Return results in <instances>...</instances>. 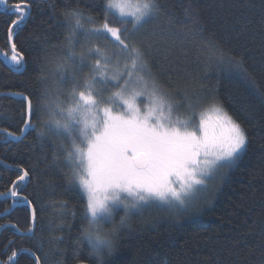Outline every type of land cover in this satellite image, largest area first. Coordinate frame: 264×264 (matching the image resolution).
<instances>
[{"label": "trees", "instance_id": "1", "mask_svg": "<svg viewBox=\"0 0 264 264\" xmlns=\"http://www.w3.org/2000/svg\"><path fill=\"white\" fill-rule=\"evenodd\" d=\"M126 1L136 8L145 2ZM29 2L30 17L14 37L24 55V70H13L0 57V160L4 162L0 161V193L16 179L18 167L27 168L31 179L22 194L35 208L37 221L32 233L21 236L33 227L31 207H16L10 197L0 196V264H11L8 257L22 249L15 264H264V34L260 24L264 0H158L159 12L138 30L121 22L126 17L115 13L111 17L105 11L106 0ZM72 10L81 13L84 25L75 32L71 30L74 21L70 24L66 16ZM197 14L199 31L190 18ZM10 19L0 9L2 52L9 50L6 31ZM105 20L122 31L127 28L126 36L138 32L130 36V44L134 43L132 36L142 37L134 44L146 56L144 78L156 82L160 94L172 105L174 117L186 120L217 103L241 125L248 141L239 159L223 169L222 178L210 191L194 199L190 214H184L186 208L173 213L151 206L145 218L132 217L128 225L114 232L113 255L97 256L83 231L88 227L85 195L68 184L67 140L57 139L53 144L48 135L41 137L43 125L35 115L36 130L27 131L20 141L4 133L22 132L27 98L32 99L35 110L37 94L43 88L40 70L55 68L58 58L67 57L69 40L77 53L86 51L95 43L85 40V31ZM249 20L251 24H247ZM109 41L96 43L112 45L119 64H127L129 69L131 57L120 54ZM209 41L223 50V62L209 59ZM229 56L243 60L255 86L242 79L235 64L228 62ZM88 62L76 65L78 79ZM135 71L141 74L139 69ZM55 79L59 85H71L70 78Z\"/></svg>", "mask_w": 264, "mask_h": 264}, {"label": "snow or ice", "instance_id": "2", "mask_svg": "<svg viewBox=\"0 0 264 264\" xmlns=\"http://www.w3.org/2000/svg\"><path fill=\"white\" fill-rule=\"evenodd\" d=\"M0 6L11 17L6 31L10 54H0L20 71L24 67V55L17 49L14 37L18 35L21 24L30 17L31 4L29 0H16L13 3L0 0ZM104 7L106 12H116L120 17L131 16L136 30L154 19L160 9L158 0H145L135 11H127L123 0H106ZM66 16L70 24L74 21L71 24L73 32L84 28L79 11L72 10ZM190 18L199 31L198 14ZM251 23V20L247 22ZM260 24L264 34V18ZM127 32V28L122 31L105 20L101 26L87 29L84 35L88 42L110 40L118 47L120 54L131 57L132 69L143 71L144 52L128 42L135 33L126 36ZM240 34L244 35V32ZM68 43L66 58H58L55 68L44 67L40 70L39 80L43 88L37 94L35 110L32 99L27 98L22 131L36 130V125L32 123L35 115L43 125L39 133L41 137L48 135L53 144L57 139L68 141V147L61 145L64 147V160L69 166L68 184L82 191L86 198L88 227L83 230L84 236L95 255L103 256L106 252L111 256L114 254V244L102 225L112 221L115 209L123 206L127 212L160 205L185 209L187 203L198 198L200 193L210 191L207 182L220 168L233 166L245 150L248 137L241 125L215 104L213 108L217 115L211 120L201 114L193 125L195 113L186 120H173L172 105L160 94L156 82L150 83L138 77L139 87L151 89L147 93L150 106L142 111L137 100L145 92L130 86L131 73L122 79L121 74L109 76L106 71L114 59L116 64L120 63L116 54L110 55L99 44H92L86 51L77 53L71 47V40ZM208 50L209 59L225 60L223 50L217 48L215 43L209 41ZM90 57H95L93 75L84 79V90H79L81 82L76 65L83 66ZM227 60L235 64L242 79L255 86V78L244 67L242 59L229 56ZM125 67L128 65L125 64ZM57 76L60 81L70 78L72 87L67 92L59 89V82L55 79ZM109 84L116 91L105 97L103 90ZM60 95L68 98L67 106H63L59 100ZM113 102H118L123 110L114 111L110 107ZM189 108L191 110L192 106L189 105ZM45 115L47 119H44ZM4 134L15 141L22 139L20 135L7 130ZM5 143H8L7 139ZM53 159L58 157L54 155ZM16 170V179L0 196L10 197L16 207L31 206V201L22 194L31 179L30 172L23 167ZM127 198H132V202H126ZM35 217L36 210L31 207L32 221H35ZM20 235L26 236L27 233ZM16 256L17 252L14 251L8 257L11 264H15Z\"/></svg>", "mask_w": 264, "mask_h": 264}, {"label": "rangeland", "instance_id": "3", "mask_svg": "<svg viewBox=\"0 0 264 264\" xmlns=\"http://www.w3.org/2000/svg\"><path fill=\"white\" fill-rule=\"evenodd\" d=\"M123 2L127 5V8H126L127 11H135L136 10L135 9L136 8L135 4H130L126 0H123ZM110 13H111V17H113V13L118 15V13H116V12H110ZM132 19L133 18L131 16H127L126 17V21L133 25ZM135 34H138V32H135ZM144 34H145V31H144ZM83 37H85V36H83ZM69 38L70 39L72 38L71 34L69 35ZM141 38L142 37H134V36H132V41L134 43H139L141 41ZM82 40H83V38H82ZM78 43H79V38H78L76 44H78ZM93 43L97 44L96 41H93ZM109 43H111V41H109ZM103 44H104L103 46L106 47L107 50L109 51V54L110 55L113 54V52H112L113 46L112 45H107V44H105V42ZM100 46L102 48H104L102 45H100ZM8 53L10 54V52H8ZM144 57L146 58L145 55H144ZM94 60H95V57H90L89 58V62H88L89 67L86 68V66H85L86 69L81 72L80 79H79L80 82H81V87H80L79 90H81V89L83 90V81H84V79L90 78L93 75L92 64L94 63ZM11 66L15 67L12 64H11ZM148 67H149V70L151 71V68H150L149 65H148ZM135 70L136 69H132L131 68V65L129 66V69H127V68L121 66V64H113V62L110 63L108 65V68L106 69V71H107L109 76H112L115 73H119V74H121V78L122 79L123 78H127V73H131V79L129 80L130 86L131 87H135L136 90H138V91H144L145 92V95H143V96L138 98L137 103H138V105H139V107H140V109L142 111H146L147 107H149L150 103H151L150 97L147 94L148 92L151 91V89L144 90L142 87H139L137 85L138 77H143L144 78V71H141V74H140V73H138ZM61 86H63L62 91L67 92L72 87V84L68 86V83L66 82V84H64V85H59V88ZM114 91H116V89L112 86V84H109V85H107L106 88H104L103 94H104L105 97H108ZM60 96L61 97H59V100L62 102L63 106H67L68 103H69L68 98L65 95H60ZM214 104L217 105V103H214ZM213 105L208 106L209 108L207 107L208 108L207 110L197 113L195 115V118L192 120L193 125L199 120L201 114H203V116L206 119H209V120L213 119L217 115V113L215 112V110L213 108ZM110 107H112L114 111H117V110L118 111H122L123 110L118 102H113L110 105ZM175 108L179 109L176 105H175ZM179 110H181V109H179ZM165 114L166 115L168 114L167 113V109H165ZM171 116H172L173 120H176V119L181 120L180 117L179 118L174 117L172 113H171ZM47 118L48 117H46V119ZM25 133H26L25 131H22L21 133H16V134H18V135H20L22 137V135H24ZM223 169L224 168H220L216 172L215 176L211 180H209L207 182L209 189H211L213 187V185L215 184L216 181H218L220 178H222ZM202 193H204V192H202ZM202 193H200V195ZM212 197L215 198L216 197L215 194H213ZM126 202L131 203L132 202V198H127ZM195 204H196V201L194 199L189 201L187 203V207H186L187 211L184 214H190L192 212V209L195 207ZM158 207L162 208V210H171L173 213L184 210V209L169 208V206H167V205H160ZM148 208L149 207H144V208H141V209H130V210H128L126 212L125 209L123 208V206H121L120 208L115 209L112 221L109 222V223H104L102 225V228L109 235V238L114 243L115 233L117 232L118 228L122 227L123 225H128L133 220L132 217H139V219L145 218L147 215H149V213H146ZM85 240H86V242H88L86 238H85ZM79 264H90V263L89 262H82V263H79Z\"/></svg>", "mask_w": 264, "mask_h": 264}, {"label": "water", "instance_id": "4", "mask_svg": "<svg viewBox=\"0 0 264 264\" xmlns=\"http://www.w3.org/2000/svg\"><path fill=\"white\" fill-rule=\"evenodd\" d=\"M3 59H4L5 62L9 65V62L5 59V57H3ZM23 63H24V67H23V69H21L20 71H17L16 68H14V70L17 71V72H22V71L24 70V68H25V60L23 61ZM0 161H1V160H0ZM1 163L4 164L3 161H1ZM30 207H32V205H31ZM36 221H37V218L35 217V221H33V227H32V229H31V231L27 232V234H30V233H32V232L35 230V227H36ZM1 228H2V227H1ZM1 228H0V229H1ZM16 228H17V227H16ZM17 229H18V228H17ZM18 230H19V229H18ZM19 231H20V230H19ZM22 250H25V249H22ZM22 250L18 252L17 256L15 257L16 259L18 258L19 254L22 252ZM38 264H40L39 261H38Z\"/></svg>", "mask_w": 264, "mask_h": 264}, {"label": "flooded vegetation", "instance_id": "5", "mask_svg": "<svg viewBox=\"0 0 264 264\" xmlns=\"http://www.w3.org/2000/svg\"><path fill=\"white\" fill-rule=\"evenodd\" d=\"M9 51H10V49H9L8 51H7V50H5L4 52H9ZM0 53H3L1 49H0ZM0 57H1V58H3V57H4V55L0 54ZM11 68H12V67H11ZM12 69H13V68H12ZM13 70H14V69H13Z\"/></svg>", "mask_w": 264, "mask_h": 264}]
</instances>
